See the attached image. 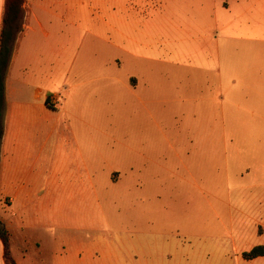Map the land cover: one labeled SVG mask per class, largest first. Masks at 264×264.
Instances as JSON below:
<instances>
[{
    "label": "rangeland",
    "instance_id": "1",
    "mask_svg": "<svg viewBox=\"0 0 264 264\" xmlns=\"http://www.w3.org/2000/svg\"><path fill=\"white\" fill-rule=\"evenodd\" d=\"M41 3L67 102L44 121V211L29 207L26 257L12 252L23 264H54V253L84 258L75 264H264L245 256L264 244V120L230 118L211 55L221 34L188 31L181 9L170 21L165 0Z\"/></svg>",
    "mask_w": 264,
    "mask_h": 264
},
{
    "label": "crops",
    "instance_id": "2",
    "mask_svg": "<svg viewBox=\"0 0 264 264\" xmlns=\"http://www.w3.org/2000/svg\"><path fill=\"white\" fill-rule=\"evenodd\" d=\"M5 1L0 0V30ZM165 7L172 22L177 21L178 10L183 11L185 17L181 19L188 31L197 32L198 26L206 23L211 32L221 34L214 39L211 55L216 71L214 82L218 88L228 89L230 118L242 114L264 120V0H165ZM41 8V0H25L22 27L5 77L0 218L10 232V249L14 246L21 250L22 258L27 250L18 242L35 221L27 219L26 213L29 207L36 213L44 211L39 170L51 163L46 146L53 136L51 123L44 121H50L67 102H62L54 89V81H59L61 74L53 66L54 46L45 44L44 38L54 37L55 32L41 18ZM54 196L48 194L49 198ZM36 246L39 249V244ZM11 253L17 264H23L18 252L11 249ZM54 258V264L84 260L69 253H54ZM0 264H5L1 239Z\"/></svg>",
    "mask_w": 264,
    "mask_h": 264
},
{
    "label": "trees",
    "instance_id": "3",
    "mask_svg": "<svg viewBox=\"0 0 264 264\" xmlns=\"http://www.w3.org/2000/svg\"><path fill=\"white\" fill-rule=\"evenodd\" d=\"M25 0H6L3 22L0 30V145L4 133V108H5V77L9 67L14 42L21 30L24 17ZM0 239L4 246L5 264H17L10 245V232L0 218ZM247 257L264 256V244L254 246L245 253Z\"/></svg>",
    "mask_w": 264,
    "mask_h": 264
}]
</instances>
